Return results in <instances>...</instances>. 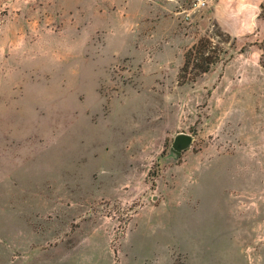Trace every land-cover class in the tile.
Wrapping results in <instances>:
<instances>
[{
  "label": "rangeland",
  "instance_id": "374dc122",
  "mask_svg": "<svg viewBox=\"0 0 264 264\" xmlns=\"http://www.w3.org/2000/svg\"><path fill=\"white\" fill-rule=\"evenodd\" d=\"M97 241L264 264V0H0V264Z\"/></svg>",
  "mask_w": 264,
  "mask_h": 264
},
{
  "label": "crops",
  "instance_id": "0c3cea01",
  "mask_svg": "<svg viewBox=\"0 0 264 264\" xmlns=\"http://www.w3.org/2000/svg\"><path fill=\"white\" fill-rule=\"evenodd\" d=\"M155 236L149 240L154 241ZM21 264H166L164 247L152 243L112 246L102 243L19 248L12 260Z\"/></svg>",
  "mask_w": 264,
  "mask_h": 264
},
{
  "label": "trees",
  "instance_id": "16d2710c",
  "mask_svg": "<svg viewBox=\"0 0 264 264\" xmlns=\"http://www.w3.org/2000/svg\"><path fill=\"white\" fill-rule=\"evenodd\" d=\"M221 36V35H220ZM227 40H222V43ZM223 53L220 48L211 46V42L207 38H201L191 47L185 56V62L181 68L183 74L187 73L189 64L192 62L191 68L197 73H206L215 63L219 61V54ZM181 79H185L181 75Z\"/></svg>",
  "mask_w": 264,
  "mask_h": 264
},
{
  "label": "water",
  "instance_id": "95a60500",
  "mask_svg": "<svg viewBox=\"0 0 264 264\" xmlns=\"http://www.w3.org/2000/svg\"><path fill=\"white\" fill-rule=\"evenodd\" d=\"M192 139L189 135L187 134H178L173 141V146H172V152L177 156L179 155V152L182 149H185L189 146L191 143Z\"/></svg>",
  "mask_w": 264,
  "mask_h": 264
},
{
  "label": "built area",
  "instance_id": "2783aa9c",
  "mask_svg": "<svg viewBox=\"0 0 264 264\" xmlns=\"http://www.w3.org/2000/svg\"><path fill=\"white\" fill-rule=\"evenodd\" d=\"M193 4L197 9L203 8L206 5V0H193Z\"/></svg>",
  "mask_w": 264,
  "mask_h": 264
}]
</instances>
